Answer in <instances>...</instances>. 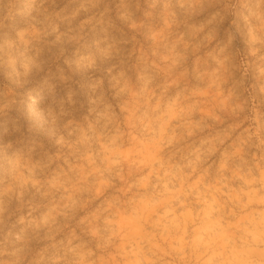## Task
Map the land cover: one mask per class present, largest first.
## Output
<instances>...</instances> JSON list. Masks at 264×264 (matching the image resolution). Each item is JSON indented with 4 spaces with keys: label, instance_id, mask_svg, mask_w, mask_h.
<instances>
[{
    "label": "clouds",
    "instance_id": "1",
    "mask_svg": "<svg viewBox=\"0 0 264 264\" xmlns=\"http://www.w3.org/2000/svg\"><path fill=\"white\" fill-rule=\"evenodd\" d=\"M0 264H264V0H0Z\"/></svg>",
    "mask_w": 264,
    "mask_h": 264
}]
</instances>
